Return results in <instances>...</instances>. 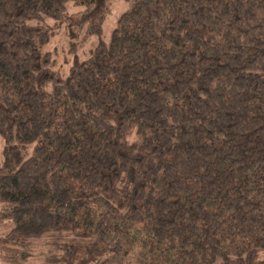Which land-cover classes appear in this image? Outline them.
<instances>
[{"label": "trees", "instance_id": "1", "mask_svg": "<svg viewBox=\"0 0 264 264\" xmlns=\"http://www.w3.org/2000/svg\"><path fill=\"white\" fill-rule=\"evenodd\" d=\"M129 1L0 0V251L264 264V0Z\"/></svg>", "mask_w": 264, "mask_h": 264}, {"label": "rangeland", "instance_id": "2", "mask_svg": "<svg viewBox=\"0 0 264 264\" xmlns=\"http://www.w3.org/2000/svg\"><path fill=\"white\" fill-rule=\"evenodd\" d=\"M130 6L131 1L129 0H110V9L103 23V32L101 37H103L105 40L110 38L111 32L117 23L118 16ZM73 8L77 9V7L71 2L69 4L68 11L70 12L74 10ZM65 27L66 25L63 24L60 27L55 28L57 33L48 45V48L53 51L54 56L57 58L58 69L63 73L67 72L69 66L73 63L77 55H79L81 59L88 55L90 48L96 44L99 37L95 35L88 38L84 42L82 39L78 43L76 38L69 37ZM3 145L4 140L0 136V160H2L3 157ZM4 230L5 227L0 226V234ZM3 253L4 252L0 251V264H50L46 261L45 257L46 245L44 238L35 241L31 246V255L26 260H22L19 263L9 262L5 259Z\"/></svg>", "mask_w": 264, "mask_h": 264}]
</instances>
